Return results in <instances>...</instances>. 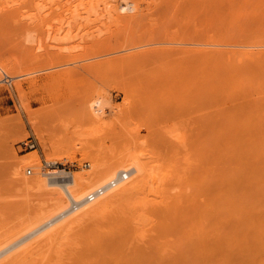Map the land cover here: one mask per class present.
Returning a JSON list of instances; mask_svg holds the SVG:
<instances>
[{"label": "bare ground", "instance_id": "6f19581e", "mask_svg": "<svg viewBox=\"0 0 264 264\" xmlns=\"http://www.w3.org/2000/svg\"><path fill=\"white\" fill-rule=\"evenodd\" d=\"M42 1L45 3L42 8H46V4L51 5L47 7L49 10L54 7L52 13L56 8L82 7L86 14L93 15L105 6L104 11L108 9L105 14L109 13L115 22L122 17L131 21L119 38L125 45L124 54L119 52L114 58L117 66L166 55L189 58L203 66L198 79L201 87H209L226 106L215 111L217 115L214 113L211 124L213 131L223 132V135L220 133L221 149L218 148L220 155L217 150L222 162V187L209 200L204 213L180 212L178 208L184 205V198L171 194L164 180L166 176L158 183L152 152L139 144L137 137L122 153L114 155L104 152V148L93 141L92 137L97 139L96 135L107 124L109 102L100 96L92 98L87 101L85 112L90 134L97 132L89 137L92 143L86 142L81 149L79 144L85 142L74 134L80 130L63 127L65 133L57 137L58 141V134L51 137L58 144L51 145L53 154L49 152L47 157L60 160L66 154L65 161L69 162V158L80 152L90 161L88 171L52 172L49 174L56 175L51 177L45 173L48 179L28 178L23 169L25 165L39 166L38 152L29 154L24 160L18 161L15 157L12 161L11 175L19 183L18 188L42 199V203L39 200L42 206L36 207L40 210L33 213L37 214L41 229L11 247L8 255L2 254L4 259L0 250V264H44L42 257L40 261L43 262L36 257L43 246L49 249L57 246L58 249L57 244L64 239L70 241L72 248L73 245L78 247L74 249L77 251L72 250L75 252L70 259L73 264H264V97L260 94L264 79V0ZM101 3L108 5L99 8ZM36 5L41 8L42 3ZM146 15L160 16L164 25L174 19L178 30L174 33L149 30L139 35L134 26ZM190 22H195V30ZM143 36H149L147 44L133 45ZM33 37L26 36L25 42L32 43ZM0 68L10 76L18 66L6 62ZM52 75L42 77L41 85L58 90L53 87ZM56 75L61 80L76 74ZM38 83V79L30 82L31 91L40 89ZM3 90L9 91L11 96L17 93L20 98L25 94L22 83L16 85L14 92ZM52 91L49 92L52 94ZM114 110L118 113L119 106ZM49 111L32 113L30 107H26L28 119L38 134L42 132V122L53 112ZM23 130L25 132L24 126ZM73 135L76 136L74 142L71 141ZM77 138L82 142L76 143ZM212 144L217 146L216 141ZM214 145L211 148H216ZM99 151H103V157L97 154ZM217 161L215 164L219 167ZM29 170L34 172L32 167L27 175ZM103 189L101 194L99 191ZM91 195L96 196L93 201L88 199ZM106 219L110 221L108 230L94 229L91 235L81 236L83 242L81 237L73 241L77 230ZM59 249L55 250L59 251L57 255L61 252V247ZM52 258L55 259L54 254ZM53 259H48L51 264Z\"/></svg>", "mask_w": 264, "mask_h": 264}, {"label": "rangeland", "instance_id": "374dc122", "mask_svg": "<svg viewBox=\"0 0 264 264\" xmlns=\"http://www.w3.org/2000/svg\"><path fill=\"white\" fill-rule=\"evenodd\" d=\"M37 1L42 3L39 5L41 8L45 6L42 0H0V65L11 62L18 66L13 74H10L11 77L0 68V250L4 252H1L2 258L5 257L2 254L9 253L11 247L41 229L35 216L37 214L33 213L40 210L36 207L38 204L42 206V199L35 193H30L33 194L30 196L27 191L18 188L19 183L12 179L11 175L12 161L15 157L18 161L22 158L24 160L29 154L38 152L39 166L36 168L33 165H25L23 169L28 178L48 179L43 169L45 162L51 161L60 163L61 167L65 165L67 173L70 174L88 171L90 161L80 152L69 158V162L65 161L66 154L60 157V160H50L47 157L49 152L53 151L51 147L58 144L57 137L65 133L63 127H66V130H80L79 132L77 129L79 133L74 134H78L85 142L79 144L81 149L86 142L92 143L89 137L97 132L90 134V123L85 116L86 103L99 96L109 102L107 124L98 132L97 139L92 137L93 141L101 145L104 152L114 155L122 153L128 143L137 137V142L139 139V144H144L143 146H147V150L152 152L158 183L162 182V176H166L164 180L169 184L171 194L184 198L185 203L183 202L184 205L178 210L188 212L189 215L207 211L205 207L208 206L209 200L221 190L223 172L219 156L221 151L218 150L221 149L219 142L223 132L220 131L221 135L218 131H213L211 124L217 113L215 111H220L226 106L222 98L214 96L215 93L209 87H201L198 79L203 66L189 58L170 55L117 66L114 58L123 52L125 45L119 38L131 21L122 17L119 22H115L108 16L109 13L105 14L107 7L105 11V6L101 8L103 4L107 6L108 3H101V12L98 9L97 14L89 16L81 10L82 7H77L79 10L69 7L56 8L57 11L52 13L55 10L53 6L51 11L47 9L51 6L48 4L46 8L41 9L37 7ZM190 25L193 30L196 29L195 22H190ZM177 26L178 23L174 19L164 25L160 16L146 15L134 28L141 35L149 30H168L174 33L178 30ZM30 34L34 36L35 41L26 43L25 38ZM149 39V36H143V39L140 38L133 45H145ZM62 72H72L76 75L72 78L57 79L56 74ZM47 74H53L51 81L53 87L59 88L58 90L52 91L51 88L41 85L42 77ZM34 79L39 80L40 89L36 92L30 89V82ZM20 83L23 84L26 94L22 98L17 93L11 96L9 91L3 90L14 92L16 85ZM261 86L263 87H260V94L264 97V79ZM67 103L70 105L66 106ZM27 106L32 113L44 109L53 110L51 116L40 126L41 136L28 119ZM116 106L120 109L118 113L114 110ZM54 129L58 131L54 133ZM56 134L58 136L55 142L56 139L51 137ZM73 136L71 141L74 142L76 136ZM45 140L46 146H43ZM214 141L217 146L212 144ZM30 142L35 144L34 149L25 147V143ZM78 142L81 143L82 140L76 143ZM213 145L216 148H211ZM214 151L220 161H217ZM97 154L104 156L103 151ZM215 160L220 168L216 166ZM32 167L34 174L27 175V170ZM99 223H89V228L77 230L75 235L78 237L74 235L73 241L76 242L81 236L91 235L94 229L106 231L110 227L109 219ZM69 242L64 239L61 244H57L58 249L57 246L56 249L43 246L45 251L41 249L36 257L39 262L43 258L44 264H51L50 260L54 254L52 264H73L70 259L75 254L72 250L76 247L73 245L72 248ZM61 245H64V248ZM60 247L61 255L58 256L59 251L55 250H60Z\"/></svg>", "mask_w": 264, "mask_h": 264}, {"label": "built area", "instance_id": "2783aa9c", "mask_svg": "<svg viewBox=\"0 0 264 264\" xmlns=\"http://www.w3.org/2000/svg\"><path fill=\"white\" fill-rule=\"evenodd\" d=\"M25 147H29V148H31V149H34L35 148V144L34 143H32V142H30V143H25ZM63 165V164H62ZM43 171H45L44 173H46V174H48V176L49 177H51V176H55L56 174H49V173H58V172H60V171H62V172H67V167L65 166V165H63L62 167H61V164L60 163H57V162H45V167H44V169H43ZM33 174V171L32 170H29L28 171V175H32ZM110 186H111V184H110ZM112 187H114V184H112ZM104 190L105 189H103V190H100L99 192L101 193V194H103V192H104ZM95 197L96 196H89V200L90 201H93L94 199H95Z\"/></svg>", "mask_w": 264, "mask_h": 264}]
</instances>
